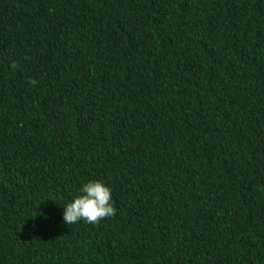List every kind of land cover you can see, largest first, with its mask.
I'll return each instance as SVG.
<instances>
[{
  "label": "trees",
  "instance_id": "16d2710c",
  "mask_svg": "<svg viewBox=\"0 0 264 264\" xmlns=\"http://www.w3.org/2000/svg\"><path fill=\"white\" fill-rule=\"evenodd\" d=\"M0 264H264V0H0Z\"/></svg>",
  "mask_w": 264,
  "mask_h": 264
},
{
  "label": "clouds",
  "instance_id": "9594fccd",
  "mask_svg": "<svg viewBox=\"0 0 264 264\" xmlns=\"http://www.w3.org/2000/svg\"><path fill=\"white\" fill-rule=\"evenodd\" d=\"M35 85L37 81L30 80ZM81 195L64 207L63 221L67 225L81 221L90 225H99L101 221L115 217L117 209L113 205L112 189L101 181L83 184Z\"/></svg>",
  "mask_w": 264,
  "mask_h": 264
}]
</instances>
